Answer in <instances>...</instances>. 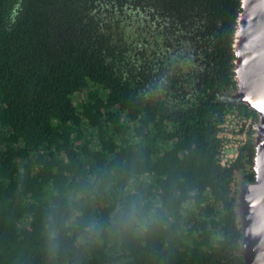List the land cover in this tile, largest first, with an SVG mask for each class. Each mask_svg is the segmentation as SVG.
Masks as SVG:
<instances>
[{
    "label": "trees",
    "instance_id": "obj_1",
    "mask_svg": "<svg viewBox=\"0 0 264 264\" xmlns=\"http://www.w3.org/2000/svg\"><path fill=\"white\" fill-rule=\"evenodd\" d=\"M240 10L0 0V264H243L254 128L228 165L218 136L228 113L257 120L231 95Z\"/></svg>",
    "mask_w": 264,
    "mask_h": 264
},
{
    "label": "water",
    "instance_id": "obj_2",
    "mask_svg": "<svg viewBox=\"0 0 264 264\" xmlns=\"http://www.w3.org/2000/svg\"><path fill=\"white\" fill-rule=\"evenodd\" d=\"M234 33V78L231 94L256 113L252 133L254 180L240 185L237 217L243 233V264H264V0H240Z\"/></svg>",
    "mask_w": 264,
    "mask_h": 264
},
{
    "label": "built area",
    "instance_id": "obj_3",
    "mask_svg": "<svg viewBox=\"0 0 264 264\" xmlns=\"http://www.w3.org/2000/svg\"><path fill=\"white\" fill-rule=\"evenodd\" d=\"M221 127L222 129L218 132V136L224 138L225 142H227L228 139H230V142H233L230 134L233 133V131L239 134L241 133L239 136L241 140L237 142V144L235 143L232 145L231 153H226L227 150L225 148L227 147V143L223 145L221 164L228 165L237 157L239 147L247 140L248 132L252 127L254 128V124L251 118H244L233 113H228Z\"/></svg>",
    "mask_w": 264,
    "mask_h": 264
},
{
    "label": "clouds",
    "instance_id": "obj_4",
    "mask_svg": "<svg viewBox=\"0 0 264 264\" xmlns=\"http://www.w3.org/2000/svg\"><path fill=\"white\" fill-rule=\"evenodd\" d=\"M141 210L138 204L133 201L128 207L122 212L119 217V224L125 228H133L141 223L142 216ZM87 242V241H85ZM51 260L55 259L59 255L60 251V235L59 231L55 227H50L47 232V249H46Z\"/></svg>",
    "mask_w": 264,
    "mask_h": 264
},
{
    "label": "rangeland",
    "instance_id": "obj_5",
    "mask_svg": "<svg viewBox=\"0 0 264 264\" xmlns=\"http://www.w3.org/2000/svg\"><path fill=\"white\" fill-rule=\"evenodd\" d=\"M231 122V121H230ZM231 134V140L233 141V142H230L229 140L230 139H228V141L227 142H225L224 141V143H227L226 145H227V147L225 148L226 150H227V152L226 153H231L232 152V145L233 144H237V142H239L241 139H240V134L239 133H236L235 131H233V133H230ZM225 135V134H224ZM226 139V138H225Z\"/></svg>",
    "mask_w": 264,
    "mask_h": 264
},
{
    "label": "snow or ice",
    "instance_id": "obj_6",
    "mask_svg": "<svg viewBox=\"0 0 264 264\" xmlns=\"http://www.w3.org/2000/svg\"><path fill=\"white\" fill-rule=\"evenodd\" d=\"M262 110H264V109H262Z\"/></svg>",
    "mask_w": 264,
    "mask_h": 264
}]
</instances>
